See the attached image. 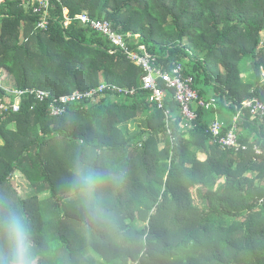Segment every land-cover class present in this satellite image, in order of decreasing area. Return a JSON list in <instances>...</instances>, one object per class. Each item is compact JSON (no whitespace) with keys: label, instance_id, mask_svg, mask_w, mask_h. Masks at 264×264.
Wrapping results in <instances>:
<instances>
[{"label":"trees","instance_id":"16d2710c","mask_svg":"<svg viewBox=\"0 0 264 264\" xmlns=\"http://www.w3.org/2000/svg\"><path fill=\"white\" fill-rule=\"evenodd\" d=\"M64 8L109 21L166 70L182 64L217 109H198L184 129L174 92L168 115L149 104L143 70L80 22L65 28ZM51 15L36 31L31 12L0 6V99L14 102L5 89L62 96L103 83L137 92L72 104L61 117L30 96L0 113V261L19 230L36 264H264V157L253 151L264 150V119L243 112L239 127L253 134L239 131L250 149L236 152L218 144L207 116L264 101V0H61ZM140 115L147 129L132 136ZM18 173L27 199L12 183Z\"/></svg>","mask_w":264,"mask_h":264},{"label":"built area","instance_id":"2783aa9c","mask_svg":"<svg viewBox=\"0 0 264 264\" xmlns=\"http://www.w3.org/2000/svg\"><path fill=\"white\" fill-rule=\"evenodd\" d=\"M54 1L61 2V0H0V6L10 2L17 4L20 8L31 12L36 17V31H47L51 23ZM64 16L65 28L71 25L74 20L80 22L82 26L108 39L112 46L111 54H122L132 64L141 68L144 73L141 89L148 94V103L157 107V109L164 110L166 115L169 114V111L165 110L166 99L168 91L172 90L174 92V100L179 104L184 118V129L193 128V123L198 118V109H205L207 111L217 109L216 98L205 99L200 97L199 92L194 87V78L185 75V68L182 64H174L170 70L164 69V67L158 64L156 57L147 52L145 46L132 49L128 42L130 35L125 36L117 32L109 21L94 19L87 12L77 15L73 19L69 17V10L64 8ZM5 91L13 95L15 100L11 103L6 102L3 98L0 99V113L2 115L9 111L18 113L23 97L30 96L40 103L49 101L50 113L53 117L65 115L72 104L87 101L96 103L107 93H115L120 97H132L137 92L136 88H122L110 83H103L90 90L75 91L72 94L62 96H56L48 91L38 89H5ZM236 110L232 125L224 134V125L218 116L212 121L210 130L223 149L234 150L236 152L248 151L250 146L242 143L240 140L238 132L239 122L244 111H249L252 119H264V101L258 98H250L243 101L240 106H236ZM253 151L257 157H264V150L259 146L255 145Z\"/></svg>","mask_w":264,"mask_h":264},{"label":"rangeland","instance_id":"374dc122","mask_svg":"<svg viewBox=\"0 0 264 264\" xmlns=\"http://www.w3.org/2000/svg\"><path fill=\"white\" fill-rule=\"evenodd\" d=\"M23 30L24 28L22 29V31ZM263 37H264V33H263ZM0 73H1V69H0ZM127 129L132 133V134L130 133L132 136L135 134L139 135L141 132H144L143 130L147 129V124L145 122V116L140 115L133 122L131 121L128 124ZM58 150H62V149L58 148ZM202 158L204 159L205 156H202ZM12 183L22 198L27 199L28 197L31 196L29 192L32 190L29 189L30 188L29 181L25 178L23 174L21 173L16 174L12 179ZM57 185H60L61 187V184H57ZM226 222L229 223V220H226ZM5 236H6V232L0 233V242L1 240H3V238H5ZM94 258L97 259V257H94Z\"/></svg>","mask_w":264,"mask_h":264},{"label":"clouds","instance_id":"9594fccd","mask_svg":"<svg viewBox=\"0 0 264 264\" xmlns=\"http://www.w3.org/2000/svg\"><path fill=\"white\" fill-rule=\"evenodd\" d=\"M85 187L91 188L95 184V178L88 175L82 178ZM0 264H4L0 261ZM8 264H36V260L31 258L30 246L25 243V236L22 231L16 232V243Z\"/></svg>","mask_w":264,"mask_h":264},{"label":"crops","instance_id":"0c3cea01","mask_svg":"<svg viewBox=\"0 0 264 264\" xmlns=\"http://www.w3.org/2000/svg\"><path fill=\"white\" fill-rule=\"evenodd\" d=\"M207 116H208V121L210 122V123H212V121L218 116L219 117V119H220V121L223 123V125H224V130L223 131H225L226 129H229L230 127H231V125H232V122H233V118H234V113L232 112V111H230V110H228V109H224V110H222V111H218L217 113H211V112H209L208 114H207ZM241 129H240V127H239V129H238V132L240 131ZM227 131V130H226ZM242 132H244V133H246V134H253V129L252 128H248V129H246V130H241ZM130 132V131H129ZM131 133V132H130ZM29 189H31V187L29 188ZM29 194L32 196L34 193H33V191H30L29 192ZM30 196V197H31Z\"/></svg>","mask_w":264,"mask_h":264}]
</instances>
